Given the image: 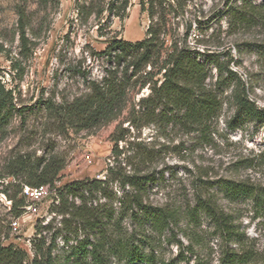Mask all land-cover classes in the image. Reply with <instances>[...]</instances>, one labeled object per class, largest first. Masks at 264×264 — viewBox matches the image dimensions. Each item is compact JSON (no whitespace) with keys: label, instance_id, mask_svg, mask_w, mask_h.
I'll return each mask as SVG.
<instances>
[{"label":"rangeland","instance_id":"1","mask_svg":"<svg viewBox=\"0 0 264 264\" xmlns=\"http://www.w3.org/2000/svg\"><path fill=\"white\" fill-rule=\"evenodd\" d=\"M248 1L258 8L264 6V0ZM242 2H189L184 17L169 18L170 36L166 47L171 46L173 40L182 44L187 22L191 21L194 28L188 38L189 46L202 52L230 51L234 57L231 67L241 76L249 98L264 108V20L259 26L237 28L231 26L232 19L226 14L228 7L240 6ZM90 4L91 0H0V79L13 91L15 106L22 109L9 125H0V245L26 251L28 261H32L35 246L42 240L41 246L44 250L51 248L56 264H93L91 259L81 262L67 259L87 234L76 233V225H65L64 216L57 213L58 190L74 181L105 180L110 168L129 172L137 163L134 159L137 150L142 149L152 153L154 159L148 171L156 173L158 179V183L151 186L147 201L179 211L181 221L175 230L176 240L185 246L195 245L194 235H199L203 245L196 249L217 263L220 239L214 234V225L202 213L198 224L192 223L189 216L198 195L212 196L233 216L245 235L246 247L257 252V264H264V206L245 197L232 196L225 186L232 181L264 188V126L250 121L238 124L237 128L230 126L236 111L234 84L217 90L222 110L205 132L202 128L190 129L179 123L133 125L134 107L138 110L139 102L151 93L150 84L143 87L144 79L130 89L126 107L117 120L91 131L70 130L60 134L47 113L35 107L40 101L53 100L58 104L88 94L89 82L101 81L110 69L107 58L101 54L108 39L118 37L135 43L146 38L150 20L147 13L141 12L139 0H130L124 21L112 18L111 27H103L104 37L99 29L101 20L95 15L88 17V11L83 9ZM107 16L106 12L103 18ZM196 21L202 23V30H198ZM22 26L25 27L24 40ZM151 70L149 66L144 71ZM217 77V71L212 69L209 84L215 85ZM161 78L162 74L154 80ZM120 126L129 134L125 142L120 143L124 154L116 163L111 136ZM18 157L31 161L56 157L65 163L64 170L50 186L52 197L40 204L36 215H25L29 201L18 193L25 182L22 176L12 174ZM111 190L117 195L114 200L100 197L94 205L114 206L118 218L117 199L123 191L118 184ZM21 199L25 200L24 207L16 208L15 203ZM17 211H22L20 217L24 218L15 231L12 223L19 218ZM118 221L122 232L128 229L131 233L135 228L139 231V227L127 219ZM45 227L50 229L45 230ZM168 237L155 234L154 245L145 248V252L149 254L154 250L158 264H185L179 261L183 249L176 242L168 243ZM107 263L128 264V261L119 255Z\"/></svg>","mask_w":264,"mask_h":264},{"label":"trees","instance_id":"2","mask_svg":"<svg viewBox=\"0 0 264 264\" xmlns=\"http://www.w3.org/2000/svg\"><path fill=\"white\" fill-rule=\"evenodd\" d=\"M193 0H139L142 13H147L150 24L146 38L138 42H129L118 37L108 39V44L102 56L107 58L110 69L106 71L101 81H90V92L77 97L71 102L55 103L53 100L38 102L35 107L45 111L49 120L54 121L60 134L70 130L80 133L91 131L107 125L119 118L126 107L130 89L144 79L143 87L150 84L151 93L143 98L133 110V125L145 127L152 124L179 123L187 128H202L207 131L212 122L222 110V102L217 94L221 88L235 85L236 111L230 123L238 127L246 121L264 126V108L259 107L249 98L245 83L239 73L232 69L234 57L228 52H209L193 49L188 44V38L194 28L191 21L187 22V31L182 44L173 40L167 46L170 36L169 18L178 19L187 13L189 2ZM130 0H91V4L83 9L87 16L95 15L99 22L101 36L104 37L103 27H111V19L124 21ZM226 14L232 19L231 26L251 28L259 26L264 20V6L258 8L248 0H243L240 6L228 7ZM107 18H103L104 13ZM24 13L21 17L24 19ZM103 21V22H102ZM198 30H202V23ZM197 25V24H196ZM23 40L25 27L22 26ZM238 64V63H237ZM150 72H145L147 67ZM212 69L218 73L215 85L209 84ZM132 70V71H131ZM157 70V73L154 72ZM162 78L154 80L158 75ZM22 77V75H21ZM14 101L13 91L8 90L0 79V125L7 126L18 109ZM129 131L118 127L111 136L114 143L112 151L116 163L124 154L120 143L125 142ZM129 145H133L132 142ZM130 149V148H129ZM137 161L131 171L122 172L118 168H110L105 180L86 179L74 181L58 190L55 206L57 213L64 216L65 225H76V233L83 231L87 237L80 241L68 256V261H88L93 264H108L113 257L122 255L128 264H158L154 250L146 253L145 248H151L153 236L167 234L168 243L176 242L183 250L180 251L179 261L185 264H257L258 254L246 247L245 235L240 232L233 216L226 213L212 196L198 195L196 206L189 211L192 223L198 224L204 214L214 225V234L220 239V257L217 263L208 259L196 249L203 245L199 235H194L195 245L185 246L176 240L175 230L180 224L179 211L169 207L154 206L147 201L151 186L158 183L157 174L148 171V166L154 157L150 151L137 150L134 157ZM134 163H129L132 165ZM63 160L37 158L34 161L18 157L15 161V177L22 176L24 185L30 187L53 186L60 173L64 170ZM118 184L123 195L117 199L120 212L116 217L114 206L107 204L94 205L100 197L114 200L117 195L111 190ZM227 192L234 197H245L257 205L264 206V188L255 187L245 182L225 183ZM22 188L18 193H21ZM13 199L16 200V197ZM77 201L80 204H77ZM25 200L15 203L16 208L24 207ZM91 204V205H90ZM22 211L16 212L20 217ZM119 219L129 220L139 227L133 232L120 230ZM148 226V228H147ZM40 229V228H39ZM49 230L50 227H45ZM141 236V237H138ZM138 238V243L136 242ZM40 244L35 246L32 261L26 251L14 246L0 245V264H56L52 250H44ZM186 250V253L185 251ZM160 264H174L161 262Z\"/></svg>","mask_w":264,"mask_h":264},{"label":"built area","instance_id":"3","mask_svg":"<svg viewBox=\"0 0 264 264\" xmlns=\"http://www.w3.org/2000/svg\"><path fill=\"white\" fill-rule=\"evenodd\" d=\"M21 194L29 201V204L25 207L27 213L25 215H36L40 212V204L52 197L53 192L49 185L30 187L23 185ZM24 216L19 217L12 223V227L17 231L22 224Z\"/></svg>","mask_w":264,"mask_h":264}]
</instances>
